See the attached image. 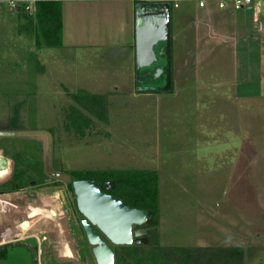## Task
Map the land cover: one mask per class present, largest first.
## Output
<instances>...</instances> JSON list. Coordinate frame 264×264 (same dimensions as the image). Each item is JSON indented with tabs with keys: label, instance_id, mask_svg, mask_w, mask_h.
I'll use <instances>...</instances> for the list:
<instances>
[{
	"label": "rangeland",
	"instance_id": "1",
	"mask_svg": "<svg viewBox=\"0 0 264 264\" xmlns=\"http://www.w3.org/2000/svg\"><path fill=\"white\" fill-rule=\"evenodd\" d=\"M135 5L128 0L59 3L54 8L62 33L59 30V41L48 46L58 45L48 47L40 29L31 41L25 18L0 4V127L13 129L19 120L20 130L45 131L52 138L55 169L73 178L114 181L120 189L139 191L148 200L155 226L149 243L119 248L116 264H264V115L249 121L255 126L250 135L242 129L247 120L236 116L243 113L244 103L218 102L207 93L217 90L206 87H198L196 94L208 95L204 97L209 104L200 106L209 108L212 119L207 123L191 115L196 106L182 100L190 96L184 90L191 83L178 92L182 72L177 69L188 59L191 62L197 47L209 48L211 41L191 40L198 24H183L185 4L172 11L171 90L138 93L132 56L109 51L133 42ZM238 17L253 35L249 41L237 40L240 47L250 45L249 53L239 57H250L264 31L256 30L248 10ZM34 19L33 29L41 28L39 16ZM185 26L190 29L182 35ZM111 55L125 65L120 70L125 87H74L63 81L65 76L87 75L97 70L94 67L108 66ZM253 83L246 89L259 94V84ZM249 102L247 108L259 112V97ZM261 108L264 113V104ZM245 140L252 160L237 163L235 150ZM45 144L43 137L0 138V151L13 161L11 173L0 181L19 174L27 193L25 206L41 208L39 236L45 237L40 250L35 241L27 242L31 246L8 244L0 251V264H96L72 187L65 182L43 184ZM13 188L7 185L6 190ZM67 245L73 246L72 254ZM65 251L70 259L63 257Z\"/></svg>",
	"mask_w": 264,
	"mask_h": 264
},
{
	"label": "crops",
	"instance_id": "2",
	"mask_svg": "<svg viewBox=\"0 0 264 264\" xmlns=\"http://www.w3.org/2000/svg\"><path fill=\"white\" fill-rule=\"evenodd\" d=\"M65 2H54V3H66ZM184 20L183 24L186 25L187 23L198 24L195 27V31L191 32V40L194 39H203L206 38L211 41L210 47L208 48H199L193 51L191 55V62L188 59V62L185 64H181L178 66L177 71L182 72L180 78L177 83V91L183 90V87L191 83L188 88H185L184 93H187L189 90V97H183L182 100L184 103H191L196 106L194 111L191 112V115L195 118H202L205 122H209L212 118H210L212 113H209V108L201 107L200 104H209L207 102V94L202 91L200 95H197V88L203 89L212 88L217 91H210L206 90L207 93H210L212 96L215 95L216 100L219 102H229L232 104H241L244 103V110L243 113L236 114L239 115L241 121L244 119L247 120V123L244 121L242 123V129L244 132H250V135L254 131L250 127L254 125L249 123L251 119H254L256 115H264L262 113V101H264V38L259 36V43L255 45L257 47L255 49L256 52H253V55L249 57L241 58L239 54H245L248 51V43L239 46L237 40L239 38L244 40H252L249 37L253 38L252 32L250 30V26L241 21L238 17V14L241 12H233V11H223L219 10L215 5H209L204 9H200L196 7L194 4H185L183 7ZM10 10V9H9ZM12 12L16 13L18 17H24L26 20V26L29 28L31 32L28 33L30 40H33L34 34L36 33L37 28L33 29L35 26V17L38 13L34 16H30L21 10H11ZM252 14L253 22L255 24V28L259 33H263L264 31V22L263 18L259 22L255 20L254 14ZM18 19V18H17ZM192 21V22H191ZM1 22V21H0ZM183 25V26H184ZM21 30H24V24H21ZM191 26V25H190ZM189 27V26H188ZM193 27V26H192ZM186 26L184 27L182 35L187 34ZM33 30V31H32ZM31 40V41H32ZM48 46V45H47ZM55 46H48V47H56ZM259 47V50H258ZM113 49L111 52L114 55H125L128 58L132 56V63H133V80L135 82V27H134V37L132 43H125L119 44L116 46H111ZM251 50V49H249ZM29 52H34V48L29 47ZM259 52V53H258ZM249 53V51H248ZM50 56V54H49ZM114 58L108 66H104L103 68L94 67L97 69L96 71L92 72L91 74L87 75H79L78 77L75 76H65L63 81L65 83H72L71 86L74 87H83V85H96L98 87L106 86V87H125V83L121 80L120 70L125 66L121 64V59L116 58L115 56H110ZM121 57V56H119ZM239 58H241V63H239ZM129 64L128 60H126ZM191 63V65H189ZM123 65V66H121ZM100 69V70H99ZM253 70H255L253 72ZM239 73H241V78L239 77ZM238 74V76H237ZM79 78V79H78ZM125 78V77H124ZM51 79V78H50ZM122 81V82H121ZM256 82L259 84V94H251L248 92L247 85L255 84ZM259 82V83H258ZM173 84V82H172ZM246 85V87H244ZM135 86V84H134ZM181 88V89H180ZM191 89V90H190ZM183 93V94H184ZM204 94V95H203ZM206 96V97H204ZM259 97V112L258 110L251 106V108H247L251 104L249 101L254 100ZM206 98V99H205ZM210 98H208L209 100ZM163 98L161 102H163ZM241 108H239L240 110ZM251 110V111H250ZM197 118V119H198ZM255 128V126H254ZM207 134V133H206ZM208 135V136H207ZM206 137H209L207 134ZM207 145V144H205ZM146 146V145H145ZM179 152L183 157L184 153L186 152L184 146L185 144H179ZM247 141L243 143L242 147L235 150V161L237 163H242L241 161L244 158H247V161L250 159L252 160L251 156L249 155V148L247 147ZM183 152V153H182ZM2 184L4 181H0V242L2 243H11V244H28V241H35L37 249L40 248V244L42 245L43 240L45 237L39 236L41 233L42 226L39 225V216L40 210L39 206L37 207H27L28 205L26 199V203L23 202L27 193L23 190H12L8 191L5 188L2 189ZM22 191V192H21ZM214 198L213 200H216ZM33 200V199H32ZM37 210V213L35 212ZM53 214V212H52ZM54 215V214H53ZM56 216V215H54ZM53 216V217H54ZM49 218V217H47ZM52 218V217H51ZM50 223H54L52 219H49ZM28 223L29 225H25ZM38 223V224H37ZM37 224V225H36ZM35 226L32 232L28 233L30 228ZM34 228V227H33ZM59 233V229L55 228ZM61 230V228H60ZM67 231V228H65ZM71 233V232H70ZM18 236H17V235ZM50 235V233L48 234ZM8 238H7V237ZM7 238V239H6ZM50 240V236L48 238ZM61 240V238H60ZM34 245V244H33ZM72 246V245H71ZM66 246V251H70L72 254V247ZM42 248V246H41ZM40 250V249H39ZM66 251L63 255L64 258L70 259L72 257H68L66 255ZM64 252V250H63ZM41 263V259L39 260Z\"/></svg>",
	"mask_w": 264,
	"mask_h": 264
},
{
	"label": "water",
	"instance_id": "3",
	"mask_svg": "<svg viewBox=\"0 0 264 264\" xmlns=\"http://www.w3.org/2000/svg\"><path fill=\"white\" fill-rule=\"evenodd\" d=\"M135 88L138 93H167L172 88V10L169 3H137L134 7ZM45 138L44 168L51 180L71 183L80 223L96 264H115V247L148 245L153 214L126 205L108 193L115 182L74 179L53 169V143L45 131L0 130V138ZM13 161L0 151V180Z\"/></svg>",
	"mask_w": 264,
	"mask_h": 264
},
{
	"label": "built area",
	"instance_id": "4",
	"mask_svg": "<svg viewBox=\"0 0 264 264\" xmlns=\"http://www.w3.org/2000/svg\"><path fill=\"white\" fill-rule=\"evenodd\" d=\"M65 1H89V0H0L1 5H7L10 10H21L24 13L34 16L37 13L38 5L47 2H65ZM127 1V0H122ZM134 3H159L166 2L170 4L171 10L179 9L183 4H194L200 9L209 5H215L223 11H251L255 20L259 22L264 18V0H128Z\"/></svg>",
	"mask_w": 264,
	"mask_h": 264
},
{
	"label": "trees",
	"instance_id": "5",
	"mask_svg": "<svg viewBox=\"0 0 264 264\" xmlns=\"http://www.w3.org/2000/svg\"><path fill=\"white\" fill-rule=\"evenodd\" d=\"M58 3L54 2H47V3H41L38 5V13L39 16V23L41 25L40 29L41 32V38L45 40V44L50 45L54 40L56 42L59 41L60 38V32L62 33L61 24H60V17L58 12L55 10L54 6ZM23 12V11H22ZM60 30V32H59ZM40 44V43H39ZM55 45H58L55 43ZM16 161V159H15ZM14 161V162H15ZM17 162V161H16ZM89 179V178H88ZM95 179L99 181H103L100 178H90ZM55 184H62L61 181H56ZM10 186H13V189H19L22 188L21 183L19 182V174L15 176L14 180L9 184ZM18 185V187H16ZM69 186L72 187L71 183ZM115 194L121 199L126 205L131 207H136L140 209H147L151 210L153 212V209L150 207V204L148 203V200L143 198L141 195V192L139 191H130V189L123 187L119 188L118 185H116ZM154 213V212H153ZM133 246V245H132ZM135 246V245H134ZM129 246H117L115 247V264L117 261V252L119 248H126ZM230 259L232 257L228 256Z\"/></svg>",
	"mask_w": 264,
	"mask_h": 264
},
{
	"label": "flooded vegetation",
	"instance_id": "6",
	"mask_svg": "<svg viewBox=\"0 0 264 264\" xmlns=\"http://www.w3.org/2000/svg\"><path fill=\"white\" fill-rule=\"evenodd\" d=\"M15 118L19 119V117H18L17 114L15 115ZM18 124H19V120H17V123H16L17 127H14L13 129H10V128H2V127H0V130H20V128L18 127ZM53 169H54L55 171L62 172V173H65V174H68V173L64 172L63 170H61V169H55L54 164H53ZM44 171H45V168H44ZM36 172H37V173H40L38 170H37ZM45 174H46V172H45ZM68 175H70V177L72 178V180H74V179H81V178H73V177L71 176V174H68ZM14 178H15V177H12V178L10 179V181H7V182L5 181L4 184H2V186H1L2 189H4V188L6 189L7 185H9V184L14 180ZM55 182H56V180H51V179H49L48 176L46 175L45 178H44V183H43V184H44L45 186H52V185L55 184ZM101 182L104 184L103 190H104L105 192H107V191H106V188H105V183H106V182H109V181L103 180V181H101ZM34 183H35V182H34ZM69 184H70V183H69ZM16 187H18V185H16ZM23 189H24V187L19 188V189H16V190H23ZM115 189H116V186H115ZM115 189L112 190V191H109L108 193H110V194L116 196L117 198H119V197L115 194ZM8 191H9V190H8ZM150 211H151V210H150ZM151 212H152V211H151ZM152 214H153V219H154V213L152 212ZM79 217H80V216H79ZM153 219H152V223H151V225L148 226L149 228H151V230L147 232V235H146V238H147V239H148V237H149L150 232H152V231L154 230V228H155V226L153 225ZM79 220H80V219H79ZM148 243H149V242H148ZM8 244H11V243H2V242H0V251H3V250L5 251V249L9 247Z\"/></svg>",
	"mask_w": 264,
	"mask_h": 264
},
{
	"label": "bare ground",
	"instance_id": "7",
	"mask_svg": "<svg viewBox=\"0 0 264 264\" xmlns=\"http://www.w3.org/2000/svg\"><path fill=\"white\" fill-rule=\"evenodd\" d=\"M6 237H7V236H6ZM7 238H8V237H7ZM7 238H6V239H7Z\"/></svg>",
	"mask_w": 264,
	"mask_h": 264
}]
</instances>
